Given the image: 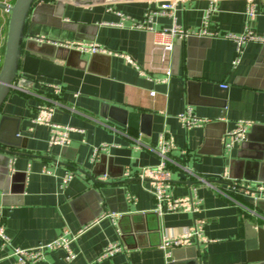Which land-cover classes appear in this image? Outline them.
<instances>
[{
  "label": "crops",
  "instance_id": "0c3cea01",
  "mask_svg": "<svg viewBox=\"0 0 264 264\" xmlns=\"http://www.w3.org/2000/svg\"><path fill=\"white\" fill-rule=\"evenodd\" d=\"M65 1L64 20L82 25L91 37L82 42L103 51L73 53L59 79L19 76L1 107L0 217L12 246H38L65 228L78 232L106 213L113 215L73 240L74 259L56 250L36 264H264L248 263L246 237V221L264 226V209L254 202L264 199L258 191L264 187V43L249 41L238 53L226 36L247 28L264 36V0H252L253 19L246 13L249 0H217L208 19L212 0ZM173 1L174 15L148 14ZM49 3L37 0L38 21L52 15L44 8ZM174 24L192 34L173 39L171 51L156 43L155 31ZM105 104L151 113L150 132L142 120L135 128L111 118ZM43 106L53 109L52 122L71 127L67 144L50 145L51 127L34 122ZM188 106L207 122L186 128L178 115ZM238 120L250 122L247 137L228 150L226 133ZM163 134L173 144L168 189L178 209L159 214L152 182L138 175L160 162ZM67 173L73 177L65 182ZM104 174L122 181L125 198L114 191L108 202L99 199L101 184L93 179L104 180ZM194 197L196 212L188 206ZM195 222L200 238L168 251L161 247L164 236H180ZM115 242L121 249L102 257ZM15 263L0 239V264Z\"/></svg>",
  "mask_w": 264,
  "mask_h": 264
},
{
  "label": "built area",
  "instance_id": "2783aa9c",
  "mask_svg": "<svg viewBox=\"0 0 264 264\" xmlns=\"http://www.w3.org/2000/svg\"><path fill=\"white\" fill-rule=\"evenodd\" d=\"M15 0H0V13H1V23H0V68L3 64L4 59V49L6 36L4 34V21L6 17L10 18L11 14V6L14 4ZM176 7V1L173 2H164L156 9L150 10L149 15L154 14H168L174 15V10ZM217 10V0H212L210 5L206 11L207 19L213 15V13ZM246 13L249 19H253L256 16L255 13V4L252 0H249L248 6L246 9ZM120 16H122L120 14ZM118 25H122L119 23ZM134 27L140 29H149L153 30L151 26L147 25L146 22H134ZM156 34L159 35V38H156V43L164 46L167 50H171L174 47L173 39L183 40L189 37L192 33L185 29L182 25L174 24L171 28H163L160 31H155ZM229 38H233L236 41V48H238V53H241L243 50V45L248 43L249 41H257L260 43H264V36H259L253 31L251 28H247L242 34H227ZM172 39V40H171ZM68 47L77 48L80 51H91V52H102L103 49L97 44H88L84 42H76V43H68L65 44ZM239 61V57L234 60V63ZM225 87L227 85H224ZM58 88V87H57ZM60 90V89H59ZM155 92H151L153 95ZM53 115V109L49 106H43L39 109L37 115L34 117V122L39 124H48L51 127V136H50V145H65L69 142V130H71L70 126L67 125H58L51 121V117ZM178 118L182 121L183 125L186 128H192L195 126H199L205 122L207 119L198 118L194 113L193 109L188 106L181 114L178 115ZM250 127V122L246 120H238L234 130L226 133V137L224 140V147L228 150L232 149L234 145L238 142H241L246 139L247 132ZM160 140L157 146L158 153L160 154V162L155 166L144 167L141 170V173L138 177L141 180H150L152 182V192L156 198V211L159 214H164L167 211L177 210L178 206H176V202L172 197L168 184L171 178V171L168 168V162L170 159V151L172 149L171 140L166 137V135H161ZM92 161H96L99 157V148L94 150L92 155ZM73 177V174L67 173L64 178V181L67 182ZM103 179H107V174H104ZM247 188H250L246 186ZM258 191L260 193H264V187L259 186ZM128 199L132 201L134 199L133 195H129ZM199 201L194 198H191L188 206L193 212H196L199 207ZM113 215V214H112ZM111 214H102V217H110ZM100 218H97L96 221L92 223L85 224L78 232H72L68 228H65L63 232L51 241H47L46 243H42L38 246L32 248H21L12 246L9 237L5 233L4 225L2 219L0 217V239L3 245L10 246L12 248L13 255L16 256L15 264H36L38 261L42 260L47 252H53L56 250L65 251V259L71 261L75 258V253L72 250V242L75 240L81 233L85 232L87 229L92 227ZM196 225L194 228L188 229L184 232V234L180 236H164L162 239L161 247L168 251L170 248H179L190 245V239L200 238L201 236V226L199 223L195 222ZM121 249V244L119 242L111 243L107 246L102 253V257L111 256L116 251Z\"/></svg>",
  "mask_w": 264,
  "mask_h": 264
},
{
  "label": "water",
  "instance_id": "95a60500",
  "mask_svg": "<svg viewBox=\"0 0 264 264\" xmlns=\"http://www.w3.org/2000/svg\"><path fill=\"white\" fill-rule=\"evenodd\" d=\"M49 1L52 3L44 5V8L52 15L49 19L42 21H38L35 16V12L39 9V6L36 7L37 0H15L10 8L4 59L0 68V110L12 89L16 87L15 82L19 76L31 74L54 79L61 78L64 62L68 64L71 55L80 51L65 44L91 39L83 35L82 25L64 20V9L67 5L65 0ZM106 110L111 118L135 128L142 120L145 127L142 128L143 131L150 132L151 113L128 111L122 107L105 104L104 111ZM104 161L105 156L101 155L99 163ZM93 174L96 173L93 172ZM93 181L101 184L97 190L101 201L106 198L108 202L109 194L114 191L120 192L124 198L126 196L124 187L118 185L122 181L112 182L100 179H93ZM254 202L258 208L264 209V199L259 197ZM110 209L114 208L110 206ZM127 210L126 204L122 211ZM246 237L248 239V263L264 262V226L246 221Z\"/></svg>",
  "mask_w": 264,
  "mask_h": 264
},
{
  "label": "rangeland",
  "instance_id": "374dc122",
  "mask_svg": "<svg viewBox=\"0 0 264 264\" xmlns=\"http://www.w3.org/2000/svg\"><path fill=\"white\" fill-rule=\"evenodd\" d=\"M0 19H1V17H0ZM8 22H9V17H6V19L4 21V34H5V36L7 35Z\"/></svg>",
  "mask_w": 264,
  "mask_h": 264
}]
</instances>
